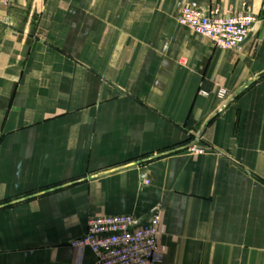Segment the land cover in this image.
<instances>
[{
  "label": "crops",
  "instance_id": "0c3cea01",
  "mask_svg": "<svg viewBox=\"0 0 264 264\" xmlns=\"http://www.w3.org/2000/svg\"><path fill=\"white\" fill-rule=\"evenodd\" d=\"M190 2L245 3L244 43ZM156 209L161 264H264V0L0 4V264H94L88 218Z\"/></svg>",
  "mask_w": 264,
  "mask_h": 264
},
{
  "label": "built area",
  "instance_id": "2783aa9c",
  "mask_svg": "<svg viewBox=\"0 0 264 264\" xmlns=\"http://www.w3.org/2000/svg\"><path fill=\"white\" fill-rule=\"evenodd\" d=\"M9 0H0L6 5ZM242 3L241 11L234 14L221 13L212 7L203 13L196 3L184 5L178 14V23L198 36L210 40L214 47L222 50L238 49L245 41L248 28L254 17ZM226 91L219 88L218 97ZM190 152L202 150L191 147ZM162 220L158 209L142 217L131 214H113L90 217L86 221L83 235L71 241L79 259L83 249H88L94 264H161L165 245L158 241Z\"/></svg>",
  "mask_w": 264,
  "mask_h": 264
}]
</instances>
